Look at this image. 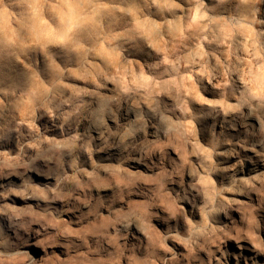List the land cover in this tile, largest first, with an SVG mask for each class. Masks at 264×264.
I'll return each mask as SVG.
<instances>
[{"label": "rangeland", "instance_id": "374dc122", "mask_svg": "<svg viewBox=\"0 0 264 264\" xmlns=\"http://www.w3.org/2000/svg\"><path fill=\"white\" fill-rule=\"evenodd\" d=\"M0 150V264H264V0H0Z\"/></svg>", "mask_w": 264, "mask_h": 264}, {"label": "bare ground", "instance_id": "6f19581e", "mask_svg": "<svg viewBox=\"0 0 264 264\" xmlns=\"http://www.w3.org/2000/svg\"><path fill=\"white\" fill-rule=\"evenodd\" d=\"M218 68V67H217ZM217 70L218 69H215V72H217ZM220 70V69H219ZM217 74V73H216ZM219 74V73H218ZM235 125H229V128L231 129V130H233V131H237L238 130V128H236V127H234ZM239 131V130H238ZM3 150H0V152H2ZM229 156H232V155H229ZM257 174H255V176H256ZM43 176H45V178L48 180L49 179V177L48 176H46V175H43ZM254 176V175H253ZM48 181H46V183H47ZM2 183V182H1ZM1 185V184H0ZM27 198H29V197H27ZM241 247V246H240Z\"/></svg>", "mask_w": 264, "mask_h": 264}]
</instances>
